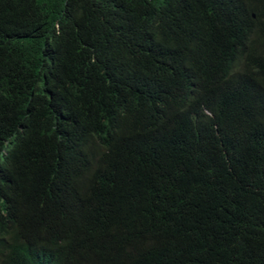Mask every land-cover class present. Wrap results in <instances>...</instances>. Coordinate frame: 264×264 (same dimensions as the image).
<instances>
[{"label":"trees","instance_id":"trees-1","mask_svg":"<svg viewBox=\"0 0 264 264\" xmlns=\"http://www.w3.org/2000/svg\"><path fill=\"white\" fill-rule=\"evenodd\" d=\"M0 264H264V0H0Z\"/></svg>","mask_w":264,"mask_h":264},{"label":"clouds","instance_id":"clouds-1","mask_svg":"<svg viewBox=\"0 0 264 264\" xmlns=\"http://www.w3.org/2000/svg\"><path fill=\"white\" fill-rule=\"evenodd\" d=\"M107 138H110V143L111 144H116V142H115V138H113V136H108ZM96 159L98 160V162H99V164H100V167H101V169H100V171H99V174H98V176L99 177H105L106 178V172H103L102 173V169H103V165H104V161L100 158V157H96Z\"/></svg>","mask_w":264,"mask_h":264}]
</instances>
